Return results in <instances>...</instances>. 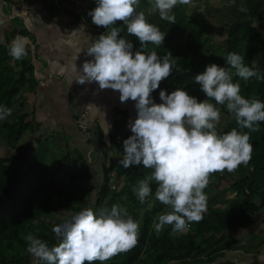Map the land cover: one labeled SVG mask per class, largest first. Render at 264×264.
I'll return each mask as SVG.
<instances>
[{"label": "trees", "instance_id": "16d2710c", "mask_svg": "<svg viewBox=\"0 0 264 264\" xmlns=\"http://www.w3.org/2000/svg\"><path fill=\"white\" fill-rule=\"evenodd\" d=\"M202 1L193 0L198 3ZM247 1L250 4V17L247 20L218 26L210 5H205L203 17H200L202 6L190 8L189 5H177L171 13L176 18L172 24L161 20L158 12H149V0H140L137 11L145 12L148 22L166 33L162 45L150 43L143 51H156L161 58L170 54L176 63L170 76L152 92L154 102H163L159 95L161 90L167 94L178 88L185 90L195 83V75L203 73L210 64L229 67L225 61L229 52L242 55L245 65L264 73V26L258 22L264 19V0H235L239 6ZM84 2L89 6L88 11L97 6L96 0ZM114 26L124 29L121 37L133 44V53L141 50L138 38L127 34L122 21H117ZM217 31L228 36L225 45L205 49V44L211 43L212 35ZM8 44L0 46V106L12 110L9 117L0 120V264H45L43 261L37 262L27 252L26 235L32 233L49 246H54L59 243L51 231L56 224L85 208H92L98 214L101 209L110 208L114 203L126 208L128 214L139 222V242L131 251L121 253L104 264H236L225 261L226 256L242 247V233L255 227L264 217V122H260L259 131L250 133L253 146L251 161L241 165L234 173L225 170L210 177V183L204 190L206 195L211 191H221V195L229 196L225 203L210 206V202H207L203 220L191 223L189 231L185 233H175L171 226H165L160 233H156L154 222L169 209L155 199L157 185L154 181L150 183L152 195L144 203H140L133 193L132 188L137 181L151 174L152 170L143 165L122 166L116 171L105 169L103 184L95 197L93 191L97 186L93 184H82L76 191L65 189L56 193L61 176L69 178L74 184L90 181L87 179L88 168L78 172L67 169L71 163L70 153L57 161L50 153L51 140L44 136L35 137L33 123L28 121L26 113H21L24 103L20 93L28 81L30 66L27 60H22L20 63L24 67L17 71L14 60L8 54ZM234 82L241 84V94L245 98L264 102V82L255 78L245 82L238 76H234ZM195 84L201 91L198 98L208 99L201 86ZM18 101H21L19 110L14 109ZM210 102L215 103L214 100ZM216 106L228 117L225 124L217 126L218 132L223 134L232 128L240 130L226 106ZM27 132L32 134L30 138L35 142L31 150V143H25V148L20 146L26 140ZM111 140L114 146H121L115 132ZM2 145L6 148L3 151ZM112 171H115L113 178ZM43 194H46L44 202L40 198ZM43 215L60 217L56 222H43L40 220ZM256 232L261 234L260 230ZM262 244L260 242L258 246ZM95 264L101 262L96 261Z\"/></svg>", "mask_w": 264, "mask_h": 264}, {"label": "clouds", "instance_id": "9594fccd", "mask_svg": "<svg viewBox=\"0 0 264 264\" xmlns=\"http://www.w3.org/2000/svg\"><path fill=\"white\" fill-rule=\"evenodd\" d=\"M232 2L229 0L228 6ZM96 3L88 15L93 24L106 28L107 32L87 48V56L94 59L83 63L76 80L80 84L95 82L101 90L118 91L121 102L130 99L136 102L137 118L129 123L133 135L123 141V158L119 163L124 168L143 165L152 170L145 179L137 181L132 191L144 203L152 195L150 183H156L154 197L169 209L154 222L156 233L165 226H171L175 233H185L191 223L203 220L208 201L204 190L210 177L225 170L234 173L251 161L250 133L259 131L260 122H264V102L245 98L234 76L245 82L252 78L264 82V73L245 65L242 55L229 52L225 57L229 67L213 63L194 77L208 99L198 102L178 88L171 94L161 90L163 102L157 104L151 94L170 76L175 59L170 54L161 58L156 51L143 50L150 43L162 45L166 33L149 23L145 12L137 11L140 0H96ZM149 4L150 13L158 12L161 20L172 24L176 18L171 13L177 5L194 6L193 0H149ZM117 21L123 22L128 35L138 38L141 50L133 53V44L121 37L124 29L114 26ZM3 23L0 20V25ZM3 42L0 36V43ZM27 44L26 37H14L7 45L9 56L14 61L25 58ZM213 100L215 103L210 102ZM216 105L226 106L240 130L218 132L222 115ZM11 114L10 108L0 106V120ZM108 133L105 130L104 134ZM51 231L59 241L54 246L32 233L24 237L27 252L37 262L104 264L137 246L140 224L126 208L114 203L98 214L85 208L56 224Z\"/></svg>", "mask_w": 264, "mask_h": 264}, {"label": "crops", "instance_id": "0c3cea01", "mask_svg": "<svg viewBox=\"0 0 264 264\" xmlns=\"http://www.w3.org/2000/svg\"><path fill=\"white\" fill-rule=\"evenodd\" d=\"M235 5L237 8L233 13L241 9L245 16L231 22L218 21L215 14L217 7L211 5L215 24L223 26L250 17L248 1L240 6L235 2ZM88 7L84 0H0V20L4 21L0 25V36L4 42L0 46L10 43L18 35L27 38L26 57L18 62L13 61L18 71L24 67L20 63L22 60H27L30 66L27 71L28 81L22 86L20 93L24 103L21 113H26L28 121L33 123L35 137L44 136L51 140L50 153L57 161L70 153L71 163L67 169L78 172L88 168L87 179L90 181L80 183L97 186L93 191L94 196L103 184L105 169L116 171L122 167L119 161L123 158V141L133 135L129 123L137 118V110L136 102L131 99L121 102L118 91L101 90L95 82L80 84L76 80L80 75L79 71L82 72L83 63L94 59L87 56V48L107 32L106 28L92 23ZM258 22L264 26V19ZM227 39L224 32L217 31L212 35L211 43L205 44V49L214 45L224 46ZM187 89L190 96L205 100L198 98L201 91L195 83ZM20 102L18 101L15 109H20ZM221 115L218 126L228 121L227 115L222 111ZM80 119L88 128L87 134L82 133L79 127ZM105 130L109 131L107 135L104 134ZM114 132L120 147L111 143ZM31 136L27 132L26 140L20 146L25 148V143H31V150L35 146ZM115 171L111 172L112 178ZM213 193L214 199L225 197L219 191ZM256 230H260L261 234H257ZM242 235V247L229 253L225 261L264 264V217ZM260 242L263 244L258 246Z\"/></svg>", "mask_w": 264, "mask_h": 264}, {"label": "rangeland", "instance_id": "374dc122", "mask_svg": "<svg viewBox=\"0 0 264 264\" xmlns=\"http://www.w3.org/2000/svg\"><path fill=\"white\" fill-rule=\"evenodd\" d=\"M228 1L229 0H203L200 3L193 2L194 6H190V8H192V7L195 8L197 6H202V8L200 9V13H201L200 17H203L204 14H205V8H204L205 5H210V6L214 5L215 7H217V10H216L215 14H216V17H218V21H220V22H231L235 18H243L245 15L241 11V9H239L238 12L233 13V10L237 8L236 5H235V2H232L231 6H230L232 8L229 9V6L227 5ZM244 4H246V2L243 3L242 5H244ZM215 14L213 13L214 16H215ZM236 14L238 16H236ZM221 20H224V21H221ZM10 38H11V36H10ZM185 91L188 92V94H190L187 88H185ZM15 107H17V105ZM5 149H6L5 145L3 147H1L2 151L5 150ZM58 185L59 186H58V188L56 190V193L58 191H60V190L62 191V190H65V189L71 190V191H76L80 187H82L81 183L73 184V183H71V180L69 178L64 177V176H61L59 178V184ZM219 194H221V191H219ZM45 196H46V194H43V195L40 196V198L43 200V202L46 200ZM213 196H214V193H212V191L207 195V197H208V201L207 202H210V206H221L226 201L225 197H221L219 199H214ZM59 217H60L59 215L58 216L52 215L50 217H45L43 215V216L40 217V220L43 221V222H48V221L56 222L59 219Z\"/></svg>", "mask_w": 264, "mask_h": 264}, {"label": "built area", "instance_id": "2783aa9c", "mask_svg": "<svg viewBox=\"0 0 264 264\" xmlns=\"http://www.w3.org/2000/svg\"><path fill=\"white\" fill-rule=\"evenodd\" d=\"M202 101H204V100H198V102H202ZM157 104H159V103H157ZM78 124H79V127L81 128L82 133L87 134L88 133V128L85 125L84 121L82 119H80L78 121Z\"/></svg>", "mask_w": 264, "mask_h": 264}]
</instances>
